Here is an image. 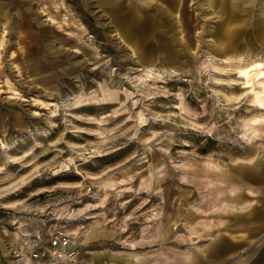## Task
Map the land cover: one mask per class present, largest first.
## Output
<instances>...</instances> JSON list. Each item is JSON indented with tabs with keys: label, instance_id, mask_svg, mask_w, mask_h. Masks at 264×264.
Returning <instances> with one entry per match:
<instances>
[{
	"label": "rangeland",
	"instance_id": "obj_1",
	"mask_svg": "<svg viewBox=\"0 0 264 264\" xmlns=\"http://www.w3.org/2000/svg\"><path fill=\"white\" fill-rule=\"evenodd\" d=\"M232 3L0 0V239L14 264H264V31L256 43L248 25L264 0ZM234 172L258 180L219 200ZM58 232L70 256H31Z\"/></svg>",
	"mask_w": 264,
	"mask_h": 264
},
{
	"label": "crops",
	"instance_id": "obj_2",
	"mask_svg": "<svg viewBox=\"0 0 264 264\" xmlns=\"http://www.w3.org/2000/svg\"><path fill=\"white\" fill-rule=\"evenodd\" d=\"M126 1V0H125ZM128 1H138V2H141V3H144V4H152L153 2H156V1H159V0H128ZM257 1V0H256ZM253 24H248L249 25V31H250V34H251V37H252V40H254V42H260V38H259V33L260 31H264V21H261V20H258L257 19V11L254 10L253 12ZM1 16V14H0ZM225 16L229 17V14L227 13V15L225 14ZM134 19L136 20V17L135 18H132L131 21L129 22H133ZM138 19V18H137ZM112 26H113V31H116L117 34H122V37L125 38L126 40H129L132 42V44H136L137 46H139L140 44V41H141V35H139L140 31L136 28H132V27H127V29H124V30H115L114 29V19H112ZM5 31V29H3ZM135 46V45H134ZM258 45H255V50L257 49L258 50ZM237 173V172H236ZM235 172L233 173L232 175V178L230 179H223V180H220L221 183H222V196H219V200H228V201H231L233 203H237L239 202V200L241 199V194L237 191H235L234 195H230L228 194L226 191L227 190H231L233 188H238V184L240 182L242 183H246V182H255L257 181V176H252L251 172H250V175L247 176L246 174H241V172H238L236 174ZM240 190V189H239ZM255 214H259L262 216H264V210L262 211H259V212H254V214L252 213V216L255 215ZM251 216V217H252ZM230 247V244L227 243V242H223L221 241L220 243H218L215 247H213L210 251V254L207 255V256H216L218 255L219 253L223 252L224 250H226L227 248ZM14 253V252H13ZM12 255V257L14 256L13 254H11V250L10 249H6V248H2L1 247V239H0V264H11V261H13V264H14V259L10 258ZM200 257L203 259L202 255H200Z\"/></svg>",
	"mask_w": 264,
	"mask_h": 264
},
{
	"label": "built area",
	"instance_id": "obj_3",
	"mask_svg": "<svg viewBox=\"0 0 264 264\" xmlns=\"http://www.w3.org/2000/svg\"><path fill=\"white\" fill-rule=\"evenodd\" d=\"M69 237L63 232L53 235L47 240L42 248L32 251L31 256L34 258H41L42 256L60 257L63 255L70 256L73 252L67 250ZM15 252V251H14Z\"/></svg>",
	"mask_w": 264,
	"mask_h": 264
},
{
	"label": "bare ground",
	"instance_id": "obj_4",
	"mask_svg": "<svg viewBox=\"0 0 264 264\" xmlns=\"http://www.w3.org/2000/svg\"><path fill=\"white\" fill-rule=\"evenodd\" d=\"M251 0H233V3H232V6L236 7L238 5V3L240 2H249ZM225 3V2H224ZM225 12V11H224ZM213 56L210 55V54H206L205 55V58H210ZM256 61V60H255ZM255 66L257 68V71L255 73V79H256V82L259 83V85L261 86V89L260 90H255V88L253 89V93L255 94V98L260 106L261 109H264V62H261V61H257L255 63ZM248 67V66H247ZM250 72V70H248ZM244 74L245 75H248L246 71H244ZM251 74V72H250ZM255 87V86H254ZM251 89V88H249ZM63 101H61L62 103ZM54 103L53 102H50V105H53ZM258 106V107H259ZM28 263V262H27Z\"/></svg>",
	"mask_w": 264,
	"mask_h": 264
}]
</instances>
